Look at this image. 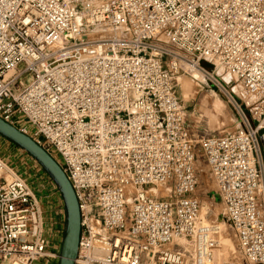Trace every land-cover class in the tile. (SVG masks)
<instances>
[{
  "label": "built area",
  "instance_id": "1",
  "mask_svg": "<svg viewBox=\"0 0 264 264\" xmlns=\"http://www.w3.org/2000/svg\"><path fill=\"white\" fill-rule=\"evenodd\" d=\"M183 65L228 73L257 125L194 132L174 86ZM261 118L264 0H0V119L69 181L74 264H237L221 256L220 224L201 219L198 158L240 261L264 264ZM5 169L0 157V264L58 262L29 184Z\"/></svg>",
  "mask_w": 264,
  "mask_h": 264
},
{
  "label": "rangeland",
  "instance_id": "2",
  "mask_svg": "<svg viewBox=\"0 0 264 264\" xmlns=\"http://www.w3.org/2000/svg\"><path fill=\"white\" fill-rule=\"evenodd\" d=\"M169 50H172V48L169 47ZM163 60L168 62L169 58ZM185 67L186 66L183 65L182 71L175 76L174 86L177 98L186 114V123L194 132L202 136L234 134L242 129L245 118H247L252 126L257 125V122L254 121L251 116L252 109L255 107V99L248 97L232 80L228 73L225 71L222 72L220 69L216 71V76L214 74L215 82L213 80L209 81L204 79L200 74H193L194 71L192 70L186 71ZM200 67L208 72L213 70L211 65L206 62H201ZM28 82L29 78H26L24 84L26 85ZM262 120L263 118H261V121ZM262 123V128L257 134V141L260 150L264 151V120ZM10 149L11 146L8 144L0 146V157L2 160L3 158L1 155L3 153H10ZM14 159L13 166L6 164L8 169H5L4 176H10V178H24L20 175L22 172L18 171L23 164L22 158L15 157ZM196 174L197 187L195 190V197H197L200 202V215L205 218L202 220L203 222L206 220L209 223L220 224L222 229L220 235V250L222 249L223 251L221 253L222 258L233 259L237 264H244L240 261L236 241L225 221L223 207L213 194L214 185L209 171L200 158L197 159ZM44 175L45 176L39 179V191L43 193L46 192L43 205H53L54 210L59 209V206L55 207L56 203L53 201V193L55 192L53 190L50 191L47 186L50 179L45 173ZM159 196L164 195L161 193ZM43 210L44 209L41 207L44 224ZM43 228L45 231L44 226Z\"/></svg>",
  "mask_w": 264,
  "mask_h": 264
},
{
  "label": "water",
  "instance_id": "3",
  "mask_svg": "<svg viewBox=\"0 0 264 264\" xmlns=\"http://www.w3.org/2000/svg\"><path fill=\"white\" fill-rule=\"evenodd\" d=\"M0 136L22 150L48 176L60 194L65 210V230L58 264H74L80 234V216L75 193L56 161L32 139L0 119Z\"/></svg>",
  "mask_w": 264,
  "mask_h": 264
},
{
  "label": "crops",
  "instance_id": "4",
  "mask_svg": "<svg viewBox=\"0 0 264 264\" xmlns=\"http://www.w3.org/2000/svg\"><path fill=\"white\" fill-rule=\"evenodd\" d=\"M8 144L11 146L10 153H3L1 156L3 161L9 166L14 165L15 157H21L23 160L22 166H20L19 172L21 171L23 179L29 184L32 197L36 201L38 207H42L44 216V227L45 236L47 241V251L48 252H60L61 242L63 238V232L65 230V210L61 199L56 193H53V201L56 203L55 207L59 206V209L54 210V206L43 205L44 198L46 197V192L39 191V179L44 175V171L39 167V165L31 159L27 154L22 152L19 148L11 145L9 141L0 136V146H5ZM25 154V155H24ZM260 167L264 169V151L260 150ZM49 190L52 188L47 183ZM42 212V211H41ZM49 264H58L56 261H51Z\"/></svg>",
  "mask_w": 264,
  "mask_h": 264
},
{
  "label": "bare ground",
  "instance_id": "5",
  "mask_svg": "<svg viewBox=\"0 0 264 264\" xmlns=\"http://www.w3.org/2000/svg\"><path fill=\"white\" fill-rule=\"evenodd\" d=\"M195 73L199 75V73H197V72L194 71L193 74H195ZM227 80H228V79H227ZM228 82H229V81H228ZM262 125H263V123L260 125L259 130L262 128ZM204 176H205V175H204ZM6 179H7V180H10V176H6ZM203 217H204V216H201V219H204ZM227 246H228V245H227ZM98 247H100V246H98ZM228 248H229V247H228Z\"/></svg>",
  "mask_w": 264,
  "mask_h": 264
},
{
  "label": "trees",
  "instance_id": "6",
  "mask_svg": "<svg viewBox=\"0 0 264 264\" xmlns=\"http://www.w3.org/2000/svg\"><path fill=\"white\" fill-rule=\"evenodd\" d=\"M11 143V142H10ZM11 145H13L14 147H16L17 148V146H15L13 143H11Z\"/></svg>",
  "mask_w": 264,
  "mask_h": 264
}]
</instances>
